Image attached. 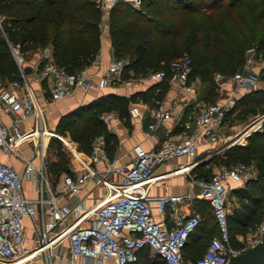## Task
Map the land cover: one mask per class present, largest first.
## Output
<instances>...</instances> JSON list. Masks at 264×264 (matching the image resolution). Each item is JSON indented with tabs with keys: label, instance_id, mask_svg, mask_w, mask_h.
Masks as SVG:
<instances>
[{
	"label": "built area",
	"instance_id": "built-area-1",
	"mask_svg": "<svg viewBox=\"0 0 264 264\" xmlns=\"http://www.w3.org/2000/svg\"><path fill=\"white\" fill-rule=\"evenodd\" d=\"M116 1L96 0V3L102 10L108 11ZM125 1L136 7L143 2ZM10 47L22 79H0V107L6 112H14L9 123L0 113V150L21 155L20 145L32 141L35 155L24 157L23 174L14 164L0 158V264L30 253H33L31 257H44L46 264H127L137 260L140 251L147 246L151 257H161L168 264H228L233 255L264 242V222L257 234L241 248L231 242L228 221L230 192L255 176L252 168L243 163L223 165L209 176H195L193 180L198 186L197 191L159 196L155 202L161 219H156L154 215L153 200L149 194L150 184L164 177L163 173H155L157 166L164 162L185 156L187 161L177 163L173 171L191 175L190 161L196 155L200 138L213 142L221 139L227 113L236 102L234 96L202 105L186 133L167 128L155 148L137 146L136 154L129 163H120L116 157L110 156L106 137L104 134L97 135L91 152L84 156L75 155L80 168L72 165L62 181L53 187L45 165V137L64 136L56 131L47 133L42 123L46 105L40 104L27 76V55L19 44L11 43ZM253 49L242 71L229 78L235 83L236 91L264 87L259 76L260 69L255 65L258 56ZM41 61L39 78L46 84L51 102L71 96L79 87L89 88L92 85L90 64L70 73L58 64L51 45L43 48ZM130 62L129 57H113L99 78L100 86L110 85L114 80L121 81ZM192 62L189 55L174 60L175 75L187 82ZM150 76L161 81L166 72L157 70ZM184 87L190 88L187 84ZM179 105V98H174L170 104L159 101L153 111L150 128L155 129L164 120L172 118ZM130 112L139 114L138 107L132 106ZM32 115L40 118L39 126L23 129L22 121ZM103 119L107 122L109 116L103 115ZM22 175L38 182L36 198L25 194ZM230 179L237 183L236 187L229 184ZM91 180L96 187H103L105 193L92 205L86 206L79 192ZM62 195L69 197L67 202H61ZM198 199L209 202L219 233L212 237L202 255L195 259L185 258L184 248L189 236L203 221V216L201 212L184 210L182 203ZM168 214L173 220L171 224L166 221ZM27 218L33 226L32 245H28Z\"/></svg>",
	"mask_w": 264,
	"mask_h": 264
},
{
	"label": "trees",
	"instance_id": "trees-1",
	"mask_svg": "<svg viewBox=\"0 0 264 264\" xmlns=\"http://www.w3.org/2000/svg\"><path fill=\"white\" fill-rule=\"evenodd\" d=\"M104 13L96 0H0V29L6 24L10 39L14 40L12 43L19 44L26 54L51 45L58 64L74 73L89 65L100 51ZM108 15L115 56L131 59L124 78L130 76V71L138 75L164 70L166 76L153 87L156 90L165 87L167 77L175 73L172 62L189 55L193 62L187 81L201 76L208 82L210 100H213L218 86L216 75L232 76L242 70L253 48L257 56L264 52V0H143L140 7L118 0ZM10 48L0 34V78L22 79ZM129 103L127 96L104 94L62 116L56 130L60 133L72 131L80 150L88 153L93 139L104 134L112 156L114 138L101 116L111 110H118L124 116L129 111ZM258 105L264 107V87L251 88L237 98L227 116L236 110L239 113L257 110ZM244 113L240 118L245 117ZM247 139L245 144L230 146L224 154L209 160L221 159L229 166L237 163L256 166V178L233 188L246 200L241 208L236 207L233 215L243 226L264 218V123L262 129L252 132ZM56 140L61 168L64 164L62 145L60 139ZM200 167L204 166L201 164L194 169ZM204 205L202 212L207 218L189 236L184 248L185 258L195 259L202 255L212 237L219 233L209 202L205 201ZM228 221L231 242L237 247L230 213ZM127 264L168 263L161 257L152 258L147 246L140 251L137 260Z\"/></svg>",
	"mask_w": 264,
	"mask_h": 264
},
{
	"label": "crops",
	"instance_id": "crops-1",
	"mask_svg": "<svg viewBox=\"0 0 264 264\" xmlns=\"http://www.w3.org/2000/svg\"><path fill=\"white\" fill-rule=\"evenodd\" d=\"M104 12L101 48L94 61L91 62L92 64L90 63L89 66V71L92 73V85L89 88L79 87L71 96L51 102L49 92L42 86V82L39 78V71L42 67L41 59L43 48L33 52V54L31 53V55L26 58V72L32 87L37 93L40 104L46 105V110L53 108L54 110H59V113L66 112L76 106L78 107L80 105L90 103L104 94H118L129 97V111L124 114V116H122L118 110L105 111L101 116L102 118L103 115L109 116V121L106 122V125L107 129L111 132L114 138L111 144L112 157H116L120 163H129L136 154L137 146L144 149L155 148L158 144V140L162 138L167 128L182 131L184 133L189 131L200 107L208 103L210 98H212V95L210 94L211 88L208 82L204 81L199 75L191 79L189 82H185L173 73V75L167 77V81L164 82L166 84L165 87H159L160 90L159 88L158 90L154 88V90L153 87L160 82L150 76V74L154 71L148 74L138 75H135L133 71H130V76L125 78L124 72L123 79L121 81L114 80L110 85L100 86L99 78L106 71L112 58L115 57L109 29V10H104ZM27 68H30L29 71H27ZM217 76L219 75H216L215 77L218 83L216 88V97L218 100H225L229 96H234L235 99H237L249 90L245 89L242 91H236L233 80L229 79L220 82ZM162 81L163 80H161V82ZM184 84H187L190 88H185ZM174 98H179L180 100V105L175 109L174 116L170 119L164 120L162 123L157 125L155 129L150 128L149 124L153 120V111L158 102L164 101L166 104H170ZM134 105H136L139 110V114L137 115H133L130 112V108ZM0 113H2L3 118L7 123H9L14 116V112H6L1 107ZM235 115L236 111L232 112L231 116L229 115L226 117L221 129L222 137L219 141L213 142L208 141L205 137L200 138L196 155L190 161L192 171L199 165H204L205 162L208 163L213 156L224 154L227 148L231 145L241 143L244 140L246 141L252 132L262 129L264 114L260 117L258 116L260 120L258 124L250 123L249 125H246V122L236 124V119L234 118ZM42 123L46 129L51 130V133L56 131V122L53 126H49L44 118V113L42 116ZM39 124L40 118L36 115H32L22 121L21 127L27 130L30 128H36ZM47 133H50V131L47 130ZM50 137L51 136L48 135L45 137L46 147L50 142ZM73 142L77 145L76 151L79 155L84 156L88 153L78 148V142L75 140ZM33 144L34 143L32 141L23 142L19 147L21 155L13 153L9 154L0 150V158L14 164L19 172L23 174L26 163L24 157H34L35 155V147ZM198 155H200V157H198ZM33 159L34 162H37L36 158ZM185 161H187V158L185 156H180L157 166L155 173H163L164 177L157 179L149 186V194L153 200L152 205L156 219H161L155 202V199L159 196L163 194L184 193L198 190V186L193 180L196 175L192 171L191 175L187 172L173 171V168L177 163ZM75 165L78 168L81 166L78 160ZM65 173L61 174L57 185L62 181ZM47 177L49 180L48 172ZM94 183L95 182L93 180L89 181L79 192V195L82 197V201L86 206L92 205L97 198L105 193V189L103 187H96ZM229 184L232 187H236L237 185V183L231 179L229 180ZM37 185L38 182L36 180L22 175V187L28 197L36 198L38 196ZM68 199L69 197L67 195L61 196V202L63 203L67 202ZM204 202L205 201L201 199L192 202L186 201L182 203V207L188 212H201L204 220V218H207V214L202 212L205 208ZM166 217V221L171 224L173 222L171 215L168 214ZM26 222L28 224L27 234L30 236L28 245H32L33 240L31 237L33 234V226H31L29 218L26 219ZM24 258L26 257L19 258L14 262L6 264H46L44 257L42 256L30 257L25 260Z\"/></svg>",
	"mask_w": 264,
	"mask_h": 264
},
{
	"label": "rangeland",
	"instance_id": "rangeland-1",
	"mask_svg": "<svg viewBox=\"0 0 264 264\" xmlns=\"http://www.w3.org/2000/svg\"><path fill=\"white\" fill-rule=\"evenodd\" d=\"M102 23L101 22V28H102ZM4 28L1 27L0 29V34L7 40L9 46L12 42H14V40L10 39V31H7V25L4 24L3 25ZM11 49V48H10ZM254 50V49H253ZM256 52V50H254ZM31 53L33 54V51L28 52L26 55L27 57H29V55H31ZM249 53V52H248ZM250 54V53H249ZM260 56H258V58L255 61V65L260 69L259 70V76L260 79L262 81V84L264 85V78H263V74H264V52L262 51L261 54H259ZM242 71V70H240ZM220 82L225 81V80H229L230 75L229 76H222L221 74H219V76H217ZM2 80H7L9 79V77L7 76H1ZM42 86L46 88V84L44 82H42ZM217 99V97L215 98ZM213 98V100H215ZM213 100H209L213 101ZM208 102V103H209ZM79 107V106H78ZM77 106L74 107L71 110H67L66 112H61L59 110H54L53 108L48 109L44 112V118L46 119V122L49 126H53L56 122V128L58 129L60 125L59 122L62 119V116H64L65 114H67L68 112L78 108ZM253 109H255L254 107H252ZM264 109V107L262 108L261 106L258 105L257 110L254 111H241V113H239L236 110V115H235V119H236V124L240 123V122H246V125H249L250 123H254V124H258L260 122L258 116H262L264 114V111H262ZM257 111V113L255 112ZM242 112H245L243 115H245V117H241L240 115H242ZM59 115V116H58ZM232 119V120H235ZM104 120V119H103ZM231 120V121H232ZM230 121V122H231ZM104 123H106L104 121ZM233 123V122H231ZM264 121L262 122L263 125ZM232 125V124H231ZM48 131L51 132L50 129H47ZM56 132H58L56 130ZM60 133V132H59ZM72 131H68L65 133H61L64 137H57L56 135H53L50 137V142L48 143V146L46 147V151H45V165H46V169L48 172V176H49V180H50V184L51 186L55 187L57 185V183L60 180L61 174L67 172L68 168H70L72 165H75L77 163V157L75 156L78 152L77 150V145H75V143L73 142L75 139H73L72 137ZM60 139L61 141V145H62V155H63V166L60 168V157L57 155L58 151H57V145H58V141L56 139ZM237 139V138H236ZM235 141V140H234ZM246 142H248V139L246 140ZM235 144H243L241 143H235ZM233 144V145H235ZM231 145V146H233ZM33 147V145H32ZM79 148V145H78ZM80 149V148H79ZM198 157H200V155H198ZM227 164L226 162H223L221 159H218L214 162H208L203 165L204 167H200L197 169H194V174H202L204 172H214L216 170L219 169V167L223 166ZM246 165V164H245ZM250 168H252V170L254 171L255 174V178L257 177V170H256V166L254 164H248L246 165ZM251 189H253L252 191L254 192V190L256 191V189L254 187H251ZM255 193H258L255 192ZM246 200L240 196H238L235 193V190L233 189L231 191L230 197H229V212H230V217H231V224H232V228L234 229V239L236 242V246L238 248H241L245 243H247V241L249 239H251L255 234H257L261 223L264 222V218L259 221V222H255L252 223L251 225L248 226H243V225H239L236 220L233 219V215L234 212L236 210V207L241 208L243 202H245ZM205 207V205H204ZM156 258V257H154ZM6 263H11L14 261H9L6 260ZM3 263V264H6Z\"/></svg>",
	"mask_w": 264,
	"mask_h": 264
},
{
	"label": "water",
	"instance_id": "water-1",
	"mask_svg": "<svg viewBox=\"0 0 264 264\" xmlns=\"http://www.w3.org/2000/svg\"><path fill=\"white\" fill-rule=\"evenodd\" d=\"M228 264H264V242H258L233 255Z\"/></svg>",
	"mask_w": 264,
	"mask_h": 264
},
{
	"label": "bare ground",
	"instance_id": "bare-ground-1",
	"mask_svg": "<svg viewBox=\"0 0 264 264\" xmlns=\"http://www.w3.org/2000/svg\"><path fill=\"white\" fill-rule=\"evenodd\" d=\"M32 254H33V253H30V254H28V255H24L23 257H28V258H30V257L32 256ZM23 257H20V258H23Z\"/></svg>",
	"mask_w": 264,
	"mask_h": 264
}]
</instances>
